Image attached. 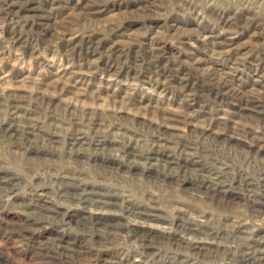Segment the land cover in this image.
Masks as SVG:
<instances>
[{"label": "rangeland", "instance_id": "1", "mask_svg": "<svg viewBox=\"0 0 264 264\" xmlns=\"http://www.w3.org/2000/svg\"><path fill=\"white\" fill-rule=\"evenodd\" d=\"M236 95L257 99L263 117L228 118ZM11 118L35 136L31 147L0 139V264L227 263L219 246L194 257L157 230H140L154 237L142 244L129 230L112 237L81 225V206L59 197L65 176L111 197V212L152 211L160 220L151 225L167 229L201 224L222 237L215 243H238L237 254L264 237V198L242 187L264 188V0H0V125ZM212 118L225 119L223 136L201 135ZM75 136L103 149L71 151ZM128 147L163 148L177 164L190 155L241 190L211 200L180 174L151 173L162 169L154 161L123 157ZM94 160L116 174L99 175Z\"/></svg>", "mask_w": 264, "mask_h": 264}, {"label": "bare ground", "instance_id": "2", "mask_svg": "<svg viewBox=\"0 0 264 264\" xmlns=\"http://www.w3.org/2000/svg\"><path fill=\"white\" fill-rule=\"evenodd\" d=\"M220 89L222 90H219L217 94H220L219 96H221L222 98L224 97V90L226 89L225 88H220ZM231 101H232V98H231ZM229 105L231 107L230 108L231 111H226V114H227V117L232 120H237L247 115L251 116L252 114L256 116L257 119H260L263 117L262 113H260L263 111H261V106L259 105L257 99L236 95L232 103ZM10 109L15 113L16 111L21 109L18 104V101L13 99L10 105ZM258 109H260L259 112H258ZM219 112L223 113L224 111L223 112L219 111ZM213 118L211 122H213L215 126L214 130L213 131L207 130L206 132L201 131V135H204L206 133L211 136H223L224 135L223 127L225 124L224 123L225 119L222 118V120L220 121L219 119L217 120V118L216 120ZM162 120L170 121V122L177 121L176 119H174V117L173 118L163 117ZM189 120H193L192 117ZM236 124L237 123L235 121H232L231 127H229V131L234 136H235V133H233L235 132L234 126ZM190 125L193 126L192 123ZM220 126H222V128H220ZM163 128L169 129L168 126H163ZM160 134H158L159 137L158 136L156 137L157 140L161 137ZM34 136L35 135L31 131H22L21 128H18L16 126V120L14 118H11L8 124H6V126L0 125V139L6 138L11 143V145L15 147H21L23 145H27L31 147L30 139L31 137H34ZM225 138L227 141L228 140L237 141V138L233 137L232 135L231 137H225ZM70 142H71L70 143L71 151H74V147H79V150H76V152L80 151V149L85 150V149H82V147H87L88 150L92 149L93 151H95V154H96L98 153V151L102 150L104 146V143L100 140H97L95 142L93 141V143H90V142L86 143L84 139H81V138L76 139V136L73 137V139H71ZM162 149L157 147V148L152 149L150 153H148L149 151L146 153H138L133 148L128 147V149H125V150L122 149L119 151L123 155V157L127 159L143 160L149 163L151 161H154L157 164L156 167L158 168L162 167V169H156L152 167L153 168L152 170L149 169L151 170V173L155 171L157 172V175H158V173L160 172L164 173V171L167 170L169 171V173H166L163 176L165 177L167 176L168 179H171V178L175 179L173 181L178 180L179 174L182 175L183 180L182 179L181 180L183 182L186 181L187 183H190L193 189L195 188L204 197L206 198L209 197V199L211 200L217 199L221 195L224 196V194L226 193H230L236 190L238 191V189L241 190V186L238 185L239 183L237 184L238 186H236V184L234 183L233 184L228 183V181L225 180V177L219 172H214V173H212V171L211 173L207 171L205 172L203 167L201 168L200 165H198L196 162L193 161V159L190 158L192 156L189 155L188 157H183L182 163L177 164L176 159L174 157L173 159L169 154H166ZM261 151L263 150L262 148L259 147L258 152L254 154H259L261 153ZM82 155L83 154L80 152L74 153L73 155H71L73 157V159L72 157L71 159L77 168H80V165L82 164L80 161L82 159L81 158ZM94 157H97V156H94ZM93 164H94V167L96 168V171H98L99 175L105 176V175L116 174V173H113L111 167L107 165L97 163L95 160L93 161ZM133 165L134 164H129L128 167L131 168ZM163 169L164 171H162ZM114 172H118V171H114ZM149 175H150V172H149ZM149 175L148 177H152ZM187 175H189L188 176L189 178L187 177ZM187 178L188 180H186ZM74 182H75V178L73 177H67V176L63 177L59 181L60 185H62V188L59 191V197L63 201L69 202L70 204L76 207L81 206L79 210L81 211V214L78 218L79 221L82 223L81 225L83 224L87 225L89 226V228L95 229L97 232L105 233L106 235L113 237L114 235L116 236V233L118 232H122L123 230H129L135 234L136 241L141 242L142 244H146L148 242L149 244L154 241V237H151V236L148 237L145 235L142 236L140 234L141 232L140 230L147 228L150 230L152 229V230L160 231L161 234L166 236L165 239L174 248L176 249L178 248L180 251L187 250L188 253H190L191 256H194V257L195 256H205L206 252L209 251L210 246H212L213 248L219 246L220 248L217 247L216 253L217 254L219 253L221 255L220 257H222V259L227 261V263L225 264H264V237L263 236L259 239L252 240L250 242L248 241V244L244 243V245H242L241 247L242 250L237 254V247L240 248L238 243L232 246H228V245L222 246L221 244L215 243L217 240H221L222 237L218 238V235H216V232L212 233L210 229L209 230L204 229L201 224L190 223V222H187L186 220H183V221L178 220L176 221L175 224L173 225L171 224L173 228L170 227L167 229V228H164L163 226H153L151 225V222H158L160 220V217H158L152 211H146L145 209L135 208L132 206L131 207L124 206L125 208L120 210V214H116L114 212H111V208L116 206V204L110 199L111 197L105 198V195L101 193L93 192L92 189L83 190L84 189L83 188L82 190H79L78 186L75 185ZM5 186L6 185L1 184L0 190L5 191V188H6ZM242 187H244L243 188L244 190H248L249 193L253 195V197L254 196L258 197V200L261 201L264 198V188L261 190V192L256 193L251 189L253 188L251 183L246 182L244 183V186ZM68 189H71L72 191L71 194H69ZM40 206L42 205H40L38 201L34 202V207L37 208ZM46 211H49V209H46ZM244 233H245L244 231H239V232L237 231L235 233L231 232V234L233 235L232 237L234 238L236 237L238 239H239V234L243 235ZM180 234H185V237L187 238L185 239L184 237H181ZM246 234L248 235V233ZM130 264H137V262H130Z\"/></svg>", "mask_w": 264, "mask_h": 264}]
</instances>
